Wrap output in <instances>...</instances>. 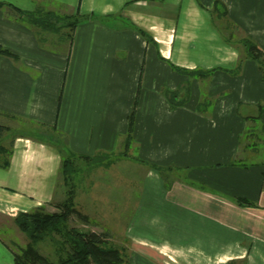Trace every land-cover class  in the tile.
Segmentation results:
<instances>
[{
  "label": "crops",
  "instance_id": "crops-1",
  "mask_svg": "<svg viewBox=\"0 0 264 264\" xmlns=\"http://www.w3.org/2000/svg\"><path fill=\"white\" fill-rule=\"evenodd\" d=\"M0 2V228L65 199L63 154L100 155L74 202L125 264H264V79L239 43L264 50V0Z\"/></svg>",
  "mask_w": 264,
  "mask_h": 264
},
{
  "label": "trees",
  "instance_id": "trees-1",
  "mask_svg": "<svg viewBox=\"0 0 264 264\" xmlns=\"http://www.w3.org/2000/svg\"><path fill=\"white\" fill-rule=\"evenodd\" d=\"M5 2H0V7L4 6ZM28 16L27 13L21 12ZM223 15L226 16V11L223 9ZM75 16L74 19H78ZM76 21V20H75ZM141 33L145 36L147 41L151 40L144 31ZM239 43L244 48L245 57L254 60L259 70L262 72L264 79V50L250 37H244L239 40ZM0 54H12L7 49L0 45ZM174 67V66H173ZM175 69H179L174 67ZM213 70L190 71L192 75L195 74H211ZM169 96V93L166 94ZM133 108L129 116V130L126 135V142L131 141V133L133 127ZM257 116L255 119H258ZM8 127L0 123V167L6 168L9 165V156L11 153L9 148L2 143V137L7 131ZM104 157L100 155L76 156L74 153L62 156L60 172L63 177L65 186V199L62 202L55 204V211H45V206H39L33 210L26 212H19L13 218L16 226L28 237L27 244L20 249L19 252L14 253L15 264H125V254L121 248L109 240L107 233H98L90 228H78L69 226V221L72 217L78 218L85 224H89V218L81 212L74 202L75 186L71 179V174L75 171V160H84L88 162H99ZM107 160V163H109ZM152 167L159 170L160 167L156 164H151ZM75 167V166H74ZM72 180V179H71ZM263 187H264V173H263ZM48 238L54 246L52 254L45 255L40 253L36 247L38 241ZM54 255L56 259L52 258ZM226 264H245V261L229 260Z\"/></svg>",
  "mask_w": 264,
  "mask_h": 264
},
{
  "label": "rangeland",
  "instance_id": "rangeland-1",
  "mask_svg": "<svg viewBox=\"0 0 264 264\" xmlns=\"http://www.w3.org/2000/svg\"><path fill=\"white\" fill-rule=\"evenodd\" d=\"M53 138H52V141L59 142L60 146L63 145L64 139L61 136L56 135ZM61 148H62V146H61ZM63 153H67V152L64 150ZM112 158H114V157H112ZM107 160H106V158H103L102 161L104 162ZM102 161L84 162L82 160H77V159L75 160V162H74L75 167L72 165V167L74 168L73 170H75V171L71 174L72 180L70 179V181H72V183H74L75 191L78 190V188H77L78 179L81 178V180H83V181L85 180L84 179L85 177H83L85 174V171H88L93 165H97L98 163L103 164ZM84 164H86V165H84ZM135 167H136V165H135ZM123 174H125V172ZM131 174H133L135 178L139 175L138 173H134V172ZM79 184L80 183L78 182V185ZM67 187L68 186H65L64 181H63V177L61 175L59 178V187L57 189V195H60L61 191L62 192H63V190L65 191L67 189ZM53 207L55 208V206H53ZM53 207L45 206L44 210L48 211V212L49 211H55L56 209H54ZM5 222L6 223L2 224V228H0V234L5 239V241H7L11 245V247L15 250V252H19L20 249L27 244L29 239L20 229H18V227L16 226L15 223L13 224L9 220H6ZM69 226H73V227L75 226L78 228H90L89 224H85L83 221H80L76 217H72L70 219ZM36 247L40 253H43L45 255L52 254V252L54 251V246H53V244H51V241L48 238H45L42 241H38L36 243ZM51 257L56 259V257L54 255H51Z\"/></svg>",
  "mask_w": 264,
  "mask_h": 264
}]
</instances>
